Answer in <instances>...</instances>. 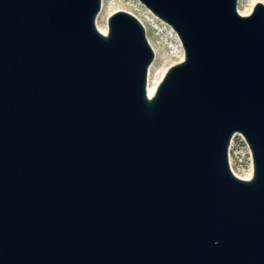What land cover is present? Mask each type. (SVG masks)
I'll use <instances>...</instances> for the list:
<instances>
[{
    "label": "water",
    "instance_id": "obj_1",
    "mask_svg": "<svg viewBox=\"0 0 264 264\" xmlns=\"http://www.w3.org/2000/svg\"><path fill=\"white\" fill-rule=\"evenodd\" d=\"M139 1L184 50L152 98L134 15L0 0V264H264V5Z\"/></svg>",
    "mask_w": 264,
    "mask_h": 264
},
{
    "label": "rangeland",
    "instance_id": "obj_2",
    "mask_svg": "<svg viewBox=\"0 0 264 264\" xmlns=\"http://www.w3.org/2000/svg\"><path fill=\"white\" fill-rule=\"evenodd\" d=\"M139 2V0H104L105 8L99 19V24L106 25L108 29V20L110 16L118 11H126L134 15L143 24L148 42L151 41L156 49L155 59L152 63L154 66L151 78H153L155 73L164 68L168 71L171 67L183 62L184 59L183 61L180 59L181 53L179 43L177 42L179 38L173 29L159 18H155L153 16L154 14L148 13L146 7L140 5ZM258 3L264 5V0H254L252 3L250 0H244V5L246 4L248 7H250L251 4L253 5L250 14ZM182 51L184 54L183 48ZM229 157L230 167L235 175L246 177L251 170H253L254 173L250 151L244 143L242 136L236 134L233 136Z\"/></svg>",
    "mask_w": 264,
    "mask_h": 264
},
{
    "label": "bare ground",
    "instance_id": "obj_3",
    "mask_svg": "<svg viewBox=\"0 0 264 264\" xmlns=\"http://www.w3.org/2000/svg\"><path fill=\"white\" fill-rule=\"evenodd\" d=\"M250 1H251V3L254 2V0H250ZM139 4L143 6L142 3L139 2ZM252 6L253 5L251 4L250 7H248L246 4L244 5V0H239V2H238V11H239V13L241 15L247 16V15L250 14L251 9H252ZM104 8H105V5H104V0H103L100 13L98 14V16L96 18V25H97L98 30L103 35H107V32H108L107 26L106 25H100L99 24V19H100L101 15H102V12H103ZM146 10L148 11V13H150V14L153 15V13L150 10H148L147 8H146ZM153 16L155 18H157L155 15H153ZM172 33L174 34L173 31H172ZM177 42L179 43V48H180V53H181L180 59H181V61H183L184 54H183V51H182V48H181L179 39H177ZM149 44L152 47V49L154 50V52H156V49H155V47H154V45L152 44L151 41H149ZM153 66H154V64H152L150 66V68H149V74H148V96H149V98H152L155 95L156 90H157V87L159 86L160 82L162 81V79L164 78V76L167 73V69L164 68V69L160 70L159 72L155 73V75L153 76V78H151V73L153 71ZM236 135H240V134H236ZM235 176H237L238 178L243 179V180H250L252 178V176H253V170H251L250 173L246 175V177H240L237 174Z\"/></svg>",
    "mask_w": 264,
    "mask_h": 264
},
{
    "label": "built area",
    "instance_id": "obj_4",
    "mask_svg": "<svg viewBox=\"0 0 264 264\" xmlns=\"http://www.w3.org/2000/svg\"><path fill=\"white\" fill-rule=\"evenodd\" d=\"M242 138H243V140H244V143L247 145V147H248V149H249V146H248V144L246 143V141H245V139H244V137L242 136ZM233 140V139H232ZM249 151H250V149H249ZM250 155H251V159H252V154H251V151H250Z\"/></svg>",
    "mask_w": 264,
    "mask_h": 264
}]
</instances>
